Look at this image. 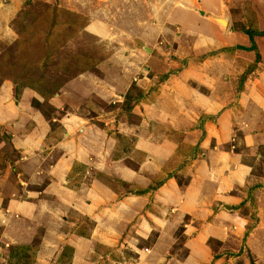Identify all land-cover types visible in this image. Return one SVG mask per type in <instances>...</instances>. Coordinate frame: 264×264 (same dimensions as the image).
<instances>
[{
    "label": "crops",
    "instance_id": "1",
    "mask_svg": "<svg viewBox=\"0 0 264 264\" xmlns=\"http://www.w3.org/2000/svg\"><path fill=\"white\" fill-rule=\"evenodd\" d=\"M247 1L256 14L258 29L264 30V0ZM136 4L131 0H109L105 5L121 18L122 26H128L127 30L124 27L114 29L121 31L116 32L118 38H163L162 34H147L142 21L130 15L137 10ZM92 6L90 11L88 6L84 9L76 3L63 8L88 18L76 37L115 38L108 23L100 20L101 15L95 14V6ZM213 10L215 8L207 13L212 14V19L217 16ZM172 12L166 17L172 18ZM223 16L227 19V27L220 28L223 38L216 36L219 27L210 22L209 28H205L207 36L182 39L185 43L190 40L191 45L176 47V58L171 64L174 63L178 71L174 73V81L168 84L171 88L167 85L162 88L156 105L142 107L133 151L140 159L139 168L158 173L164 168L162 165L174 159L172 169L177 175L172 173L164 178L148 196L129 195L120 199L97 177L90 181L85 195L68 187L69 171L78 161L80 146L84 149L82 137L77 135L81 129L80 120L75 115L63 119L60 129L64 139L48 144L50 131L41 114L34 112L31 104L28 109L29 103L25 100L14 102L8 81L0 83V131L6 135L3 140L10 150L6 154L0 142L2 162L6 163L0 167V244L2 241L6 246L26 245L40 224V218H47L49 222L61 218L65 221L79 211L91 217L94 226L90 230L91 239H80L74 244L72 264H87L83 256L92 250L91 244L97 241V235L104 237L101 234L105 231L103 226L98 232L94 230L95 224L99 226L98 221L107 220L102 225L112 234L114 227L129 226L130 218L134 219L130 202L134 206L138 203L142 209L151 203L153 215L149 217L155 227L145 219L147 225L141 221L140 232L170 235L171 240L169 243L156 242L152 249L156 253L147 255V264H239V261L251 264L247 250L254 256V264H264V151L259 150L264 148V94L258 93L264 91V38H254L260 55L256 63L254 50L237 48L249 47L251 43L243 30L232 29L237 26L236 17ZM203 53L206 55L202 61L181 67L179 60ZM243 60L246 66L256 65L257 68L244 81L238 95L228 99L226 92L221 93L226 90L225 81L243 74L246 69L240 66ZM255 73L257 79H253ZM202 88L217 93L206 95L201 92ZM165 102L169 106H162ZM150 124L155 131H146ZM87 131L81 133H90L86 142L91 144L88 154H95L92 161L96 171L106 173L112 180L132 183L134 171L122 162L125 157L130 158L129 154L112 159L116 151L114 142H105L102 131ZM74 146L77 149L74 150ZM53 152L54 155L58 153L54 158L51 157ZM179 176L186 177L185 183L180 184ZM248 195L254 199V215L258 222L247 231L252 215ZM215 239L219 241L217 251L206 244ZM1 263H6L2 245Z\"/></svg>",
    "mask_w": 264,
    "mask_h": 264
},
{
    "label": "rangeland",
    "instance_id": "2",
    "mask_svg": "<svg viewBox=\"0 0 264 264\" xmlns=\"http://www.w3.org/2000/svg\"><path fill=\"white\" fill-rule=\"evenodd\" d=\"M131 1L137 3L135 9L140 11L134 10L130 15L142 21V28L147 34H162L163 38H118L116 32L121 31L115 32L114 29L122 30L124 27L127 30L128 26H122L121 18L115 16L114 11L105 8L109 0H0V83L8 81L14 102L25 100L29 103L28 109L31 104L36 109L33 111L41 114L39 116L48 123L50 131L48 144H57L64 139L60 129L63 119L75 115L80 120L81 129L77 135L82 137L80 141L84 149L80 146L76 156L78 161L69 171L67 184L84 195L94 177L122 199L129 195L148 196L164 178L172 176L174 159H170L165 166L162 165L165 169L155 172L156 174L150 169L139 168L140 159L133 151L138 139L143 105H156L162 88L165 85L168 89L171 88L168 84L174 81V73L178 71L177 67L174 68V63L171 64L176 58V47L191 45L190 40L185 43L182 39L207 36L205 28L208 29L211 24L219 27L216 36L223 38L221 29L227 27V19L223 15L227 14L237 19V26L232 29L242 31L255 28L256 14L251 13V4L247 0ZM72 3L79 4L84 9L88 6L89 11L91 5L95 6L93 12L100 14V20L108 23L115 38L76 37L85 23H88V18L85 15L81 18L82 15L63 9ZM211 8H215L213 13L217 15L213 19L212 14L207 15ZM169 10L173 11L172 18L166 17ZM84 12L88 14L87 10ZM223 22L225 24L221 25ZM131 25L134 26L133 23ZM133 26L130 29L134 30ZM203 55L206 53L179 60L181 67L202 61ZM240 66L246 68L243 74L225 81L227 87L221 93L226 92L228 99H233L232 96L239 93L244 81L257 68L256 65L246 66L245 60ZM255 77L257 79V73L253 75V79ZM201 92L206 95L217 93L203 88ZM258 93L262 95L264 91ZM164 104L162 106H169L167 102ZM151 125L146 131H155ZM87 130L96 133L102 131L105 142H114L116 151L111 156L112 159L117 160L129 154L130 158L125 157L122 162H126L134 171L132 183L112 180L106 173L96 171L98 169L92 161L95 154H88L91 144L86 141L91 136ZM81 131L89 134H82ZM5 137L0 131V142L3 143L6 154H9L7 142L3 140ZM74 139L76 140L75 137ZM75 148L77 149L76 146L74 150ZM259 150L264 151V148ZM1 152L2 168L6 163L2 162ZM57 155V152L55 155L53 152L51 157ZM173 174L177 176L176 172ZM179 178L180 184L187 180L184 176ZM97 193L102 194L99 189ZM247 199H250L252 207L247 227H252L258 220L254 215V199L249 195ZM106 208L107 206L104 210ZM129 208L133 210L131 216L134 218H130L129 226L117 225L111 234L108 227L104 226L107 220L98 221V227L95 224V232L101 226L105 228L101 233L104 237L101 239L97 235V241L91 244L92 250L83 256L82 259L86 258L84 261L87 264H147V255L156 253L152 250L156 242H170V235L161 236L153 231L145 235L140 232L141 221L145 225V221H148L154 226L152 217H149L153 215L151 203L142 209L138 203L134 206L130 202ZM85 215L78 211V214L69 215L71 218L65 221L61 218L52 222L47 218H40V224L29 238L30 243L26 244L30 249H20L25 244L6 246L1 241L6 257V263L1 264H72L74 244L80 239H91L90 230L94 223L91 217ZM218 242L215 239L206 244L217 251ZM247 253V259L254 264V256L248 250ZM241 262L238 263L242 264Z\"/></svg>",
    "mask_w": 264,
    "mask_h": 264
},
{
    "label": "trees",
    "instance_id": "3",
    "mask_svg": "<svg viewBox=\"0 0 264 264\" xmlns=\"http://www.w3.org/2000/svg\"><path fill=\"white\" fill-rule=\"evenodd\" d=\"M251 13H253V15H254V12L251 11ZM243 31L249 37L251 45L249 47L237 46V48L238 49H243V50H254L256 52L255 53L256 54L255 55V62L257 63L260 60V55L258 54L257 46L255 44L254 38L256 36H264V30H259L258 29L257 22L255 20V28H253V29L246 28V29H243ZM250 227H247L246 230L248 231ZM20 249L28 250V249H30V247L26 246V245H23V246L20 247Z\"/></svg>",
    "mask_w": 264,
    "mask_h": 264
},
{
    "label": "water",
    "instance_id": "4",
    "mask_svg": "<svg viewBox=\"0 0 264 264\" xmlns=\"http://www.w3.org/2000/svg\"><path fill=\"white\" fill-rule=\"evenodd\" d=\"M222 25H223V23H222Z\"/></svg>",
    "mask_w": 264,
    "mask_h": 264
}]
</instances>
